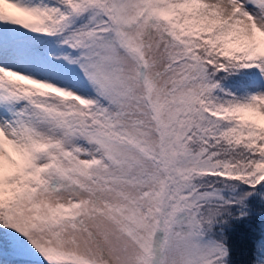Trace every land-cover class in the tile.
<instances>
[{"label":"snow or ice","instance_id":"6c2138e0","mask_svg":"<svg viewBox=\"0 0 264 264\" xmlns=\"http://www.w3.org/2000/svg\"><path fill=\"white\" fill-rule=\"evenodd\" d=\"M0 264H264V0H0Z\"/></svg>","mask_w":264,"mask_h":264},{"label":"trees","instance_id":"16d2710c","mask_svg":"<svg viewBox=\"0 0 264 264\" xmlns=\"http://www.w3.org/2000/svg\"><path fill=\"white\" fill-rule=\"evenodd\" d=\"M235 231L232 233V242L237 249L242 246H248L250 248V241L252 238L258 237L259 233L250 232L249 228L246 225L240 223H234ZM250 251L248 255H240L239 251L237 250L234 252V260L241 261V260H248L250 259Z\"/></svg>","mask_w":264,"mask_h":264}]
</instances>
